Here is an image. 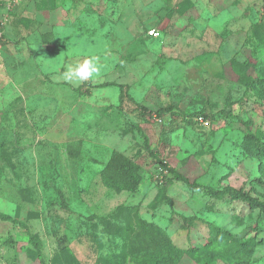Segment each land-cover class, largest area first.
Listing matches in <instances>:
<instances>
[{
  "label": "rangeland",
  "instance_id": "rangeland-1",
  "mask_svg": "<svg viewBox=\"0 0 264 264\" xmlns=\"http://www.w3.org/2000/svg\"><path fill=\"white\" fill-rule=\"evenodd\" d=\"M248 134L264 0H0V264H264Z\"/></svg>",
  "mask_w": 264,
  "mask_h": 264
},
{
  "label": "trees",
  "instance_id": "trees-1",
  "mask_svg": "<svg viewBox=\"0 0 264 264\" xmlns=\"http://www.w3.org/2000/svg\"><path fill=\"white\" fill-rule=\"evenodd\" d=\"M141 112L143 114H150L151 116H158V117H162L166 114V112L170 109V107H161L159 109H156V110H147L146 108L144 107H141ZM225 115L227 117H230L232 119H235V120H238L239 119V116L238 115H235L233 114L231 111H224ZM248 142H249V145L252 147L253 150L255 151H262L264 150V141H261L259 139V137L257 135H251V134H248L246 136ZM161 167H159V171H158V177L160 176H164L163 173H164V165H160ZM159 183V182H158ZM160 184V183H159ZM224 193H228L229 195H231L233 198H240L242 200H245L246 202H248L250 204V206L254 207V208H260L262 211H264V203L262 201H259L258 199L256 198H253V197H250L249 195H247L245 192H242V191H235L234 189L232 188H226L224 191ZM31 240H33V243L36 245V247L39 249V243H38V240L34 237V236H31ZM247 243V241H245ZM242 244L240 243H237V246H241L240 249H244L245 250V244L244 242H241ZM246 251V250H245Z\"/></svg>",
  "mask_w": 264,
  "mask_h": 264
},
{
  "label": "clouds",
  "instance_id": "clouds-1",
  "mask_svg": "<svg viewBox=\"0 0 264 264\" xmlns=\"http://www.w3.org/2000/svg\"><path fill=\"white\" fill-rule=\"evenodd\" d=\"M99 72L100 67L97 63V57L92 56L85 58L82 62H79L76 65L69 64L66 70L62 73V76L67 82L85 81L97 76Z\"/></svg>",
  "mask_w": 264,
  "mask_h": 264
},
{
  "label": "built area",
  "instance_id": "built-area-1",
  "mask_svg": "<svg viewBox=\"0 0 264 264\" xmlns=\"http://www.w3.org/2000/svg\"><path fill=\"white\" fill-rule=\"evenodd\" d=\"M149 35L152 36V37H156L159 35V32L155 29V28H152L148 31Z\"/></svg>",
  "mask_w": 264,
  "mask_h": 264
}]
</instances>
